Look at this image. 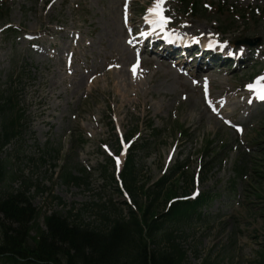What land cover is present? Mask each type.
<instances>
[{
  "label": "rangeland",
  "instance_id": "rangeland-1",
  "mask_svg": "<svg viewBox=\"0 0 264 264\" xmlns=\"http://www.w3.org/2000/svg\"><path fill=\"white\" fill-rule=\"evenodd\" d=\"M48 1L16 0L10 3L13 10L8 22L14 25L21 22L27 33L44 30L51 17L59 20L60 13L65 11L60 10L58 4L68 8L78 0H66L64 4L58 1L51 12L45 6ZM121 1L88 0L87 13L81 14L86 26L91 25L95 30L91 38L93 45L85 53L93 52L97 57L96 63L103 57L125 51V34L119 18ZM230 1L238 11L249 5L264 6V0ZM65 13L70 15L69 11ZM249 26L255 32L260 30L258 22ZM12 44L7 35L0 37V91L7 88L6 82L14 67L21 72L19 67L27 66L17 95L11 100L15 105L13 116L21 122V129L19 138L0 153L8 163V171L16 173V179L8 184L9 187L21 189V181L24 180L36 188L29 194L31 206L38 212L32 237L37 232L36 228L45 231V217L51 213L70 216V223L73 221L99 230L108 228L109 223L113 224L116 219H129L131 212L124 205L128 200L117 191L111 180L113 168L110 162L117 150L116 137L126 135L129 138L135 131H140L139 143L148 142L149 153L136 156L139 209L146 201L144 187L148 189L147 194L156 191L154 188L163 173L169 169L164 176L167 177L169 171L176 167L174 165H179L182 174L187 175L169 182L171 187L165 191L166 196L162 194L156 215L166 213L167 201L170 200L167 194L171 189L178 192L173 197L190 195L195 190L203 194L208 192L210 196L208 205L201 208V218L207 219L206 222L199 220L197 215L198 219L193 222L185 225L175 223L166 228L168 233L177 237L175 243L186 254L184 262L180 259L182 264H264V159L255 153L252 155H257L256 159L251 155L250 159L241 157L239 153L230 155L236 142L222 146L228 133L214 128L216 124L209 119L201 100H198L199 94L171 80L173 74L170 69L159 67L161 74H149L146 78L152 81V94L147 97L140 95L139 101L135 98L128 100L123 97L121 87L116 90L107 88L102 80L89 99H81V93L63 97V74L58 66L45 68L39 65L46 59L41 54L29 60L16 57L14 49L10 50ZM39 44L42 46L41 42ZM32 63L33 72L29 74ZM259 70L256 69L257 72ZM253 74L239 76L235 80L244 83ZM59 94L61 98L57 99ZM64 101H69V108ZM134 104L140 106L136 109ZM70 110L78 115L77 120L71 119ZM261 114L264 118V110ZM150 125H153L152 130ZM138 126L140 129L137 130ZM262 127L264 124L252 132V142L259 141V153H264ZM109 128H114L115 132L111 133ZM209 143V155L204 154L203 157L206 170L199 177L198 184L195 186L193 183L192 186L196 162ZM171 147L176 148V155L168 164L165 160ZM49 149L54 151L55 159L47 156L51 153L46 154ZM223 158L227 162L221 165ZM245 168L246 172H243ZM66 169L82 179L81 185L68 186L57 177L56 173L61 176ZM7 182L10 183V179ZM6 189L9 190L8 187ZM3 191L2 187L0 193ZM237 191L241 192L240 200ZM180 213L177 216H181ZM1 236L0 230V239Z\"/></svg>",
  "mask_w": 264,
  "mask_h": 264
},
{
  "label": "trees",
  "instance_id": "trees-1",
  "mask_svg": "<svg viewBox=\"0 0 264 264\" xmlns=\"http://www.w3.org/2000/svg\"><path fill=\"white\" fill-rule=\"evenodd\" d=\"M128 189L135 192L132 186ZM24 199L19 196L0 203V214L12 223L4 226L11 264H169L162 255L149 254L136 226L137 235L120 224L107 232L90 231L70 225L57 216L49 219L48 236L30 248L25 227L33 212ZM25 204L27 206L22 207Z\"/></svg>",
  "mask_w": 264,
  "mask_h": 264
},
{
  "label": "snow or ice",
  "instance_id": "snow-or-ice-1",
  "mask_svg": "<svg viewBox=\"0 0 264 264\" xmlns=\"http://www.w3.org/2000/svg\"><path fill=\"white\" fill-rule=\"evenodd\" d=\"M159 8H160V0H157V7H156V9H153L152 11L156 15L160 16L161 21H163L164 20V17L160 14ZM135 71H136V68L134 67L133 68V73H135ZM260 80L261 81H264V77H261ZM249 88H250V90L257 92V96H258V98L260 100H264V85H261V86L255 88V89H253L252 86H249Z\"/></svg>",
  "mask_w": 264,
  "mask_h": 264
}]
</instances>
